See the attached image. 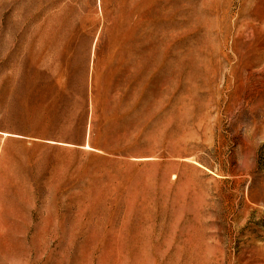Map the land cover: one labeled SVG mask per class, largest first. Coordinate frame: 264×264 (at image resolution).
<instances>
[{
    "label": "rangeland",
    "instance_id": "374dc122",
    "mask_svg": "<svg viewBox=\"0 0 264 264\" xmlns=\"http://www.w3.org/2000/svg\"><path fill=\"white\" fill-rule=\"evenodd\" d=\"M0 264H264V0H0Z\"/></svg>",
    "mask_w": 264,
    "mask_h": 264
}]
</instances>
